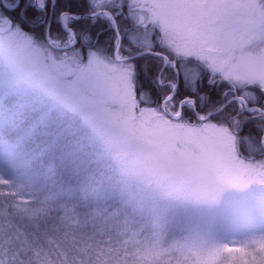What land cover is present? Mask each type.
I'll return each instance as SVG.
<instances>
[{"label":"snow or ice","instance_id":"6c2138e0","mask_svg":"<svg viewBox=\"0 0 264 264\" xmlns=\"http://www.w3.org/2000/svg\"><path fill=\"white\" fill-rule=\"evenodd\" d=\"M224 252L264 264V0H0V264Z\"/></svg>","mask_w":264,"mask_h":264},{"label":"rangeland","instance_id":"374dc122","mask_svg":"<svg viewBox=\"0 0 264 264\" xmlns=\"http://www.w3.org/2000/svg\"><path fill=\"white\" fill-rule=\"evenodd\" d=\"M248 259H250V257ZM220 264H242V260L239 253L224 252L221 256Z\"/></svg>","mask_w":264,"mask_h":264}]
</instances>
